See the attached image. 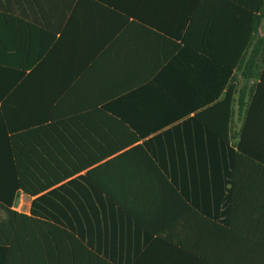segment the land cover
Returning <instances> with one entry per match:
<instances>
[{
	"label": "crops",
	"instance_id": "1",
	"mask_svg": "<svg viewBox=\"0 0 264 264\" xmlns=\"http://www.w3.org/2000/svg\"><path fill=\"white\" fill-rule=\"evenodd\" d=\"M263 1L0 0V130L83 115L64 182L102 191L61 264H264V58L237 70Z\"/></svg>",
	"mask_w": 264,
	"mask_h": 264
},
{
	"label": "trees",
	"instance_id": "2",
	"mask_svg": "<svg viewBox=\"0 0 264 264\" xmlns=\"http://www.w3.org/2000/svg\"><path fill=\"white\" fill-rule=\"evenodd\" d=\"M254 17L251 45L237 62L238 74L247 80L256 77L264 58L260 53L264 37L258 34L264 19V1L262 11ZM231 73L232 68L229 76ZM248 90L247 86L236 89L239 109L245 104ZM232 93L231 88L226 101H231ZM83 120V115H60L53 117V123L33 129L0 130V206L7 214L0 220V264H61L69 257L84 256L85 232L100 227L104 206L100 187L85 174L64 182L82 170L65 164L69 160V143L78 139L73 132L81 130ZM52 132L62 161L54 168L49 162L53 159L49 147ZM98 159L94 157L93 161ZM20 190L35 196L29 214L11 208Z\"/></svg>",
	"mask_w": 264,
	"mask_h": 264
},
{
	"label": "built area",
	"instance_id": "3",
	"mask_svg": "<svg viewBox=\"0 0 264 264\" xmlns=\"http://www.w3.org/2000/svg\"><path fill=\"white\" fill-rule=\"evenodd\" d=\"M24 200L23 192L18 193V202L15 204V210H20Z\"/></svg>",
	"mask_w": 264,
	"mask_h": 264
}]
</instances>
